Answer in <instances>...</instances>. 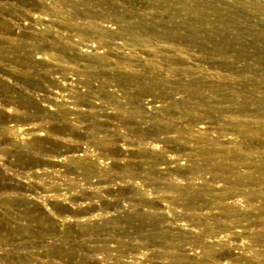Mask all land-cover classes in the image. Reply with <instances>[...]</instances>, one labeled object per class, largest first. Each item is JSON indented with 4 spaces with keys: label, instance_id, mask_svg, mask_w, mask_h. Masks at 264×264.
I'll list each match as a JSON object with an SVG mask.
<instances>
[{
    "label": "rangeland",
    "instance_id": "374dc122",
    "mask_svg": "<svg viewBox=\"0 0 264 264\" xmlns=\"http://www.w3.org/2000/svg\"><path fill=\"white\" fill-rule=\"evenodd\" d=\"M74 1H76L77 4L79 3V5H77L75 8H77L80 11H84L86 15L98 14L107 17L109 15L112 16V14H117L118 16H124V17L134 16L133 19L141 18L144 20V22L147 25L154 24L155 26H160V28H158L157 30H153L155 32L157 31L161 32L163 27L171 26L174 23H180L181 27H185L186 24L184 23H190L192 18H194V16L190 15L192 11H196L197 13H200L204 18V21L198 24H195V21L192 22L193 26L197 30V34L200 35L197 40L198 43H200L199 44L200 48L195 47V45L185 46L181 44L178 45L177 47L182 48L183 50H187V51L189 50V52L193 54V59L197 60V62L203 61L202 64L207 66L210 72L217 71L225 76L224 79L217 77L215 78L212 75L206 76L203 81L220 85L222 89V93L208 94L204 92L201 95V97H204L203 98L204 100L208 99V101L212 105H214L215 108L218 107L222 108L228 104H233L235 108L234 115L236 114L239 117L238 119L240 120H238L237 122L234 121L233 119L229 123H227L226 126L227 127L226 132L228 133L227 136L218 137L217 133H220L222 131L221 127L217 123L219 118L218 115L220 116L222 114L220 112L222 111L221 108H219L218 110L214 108L216 112L214 111L212 114L207 115L206 112L204 111L206 109V106L203 105V103L197 97V95L193 96L188 92L187 93L182 92L172 97L165 95L163 93V90L160 89V90H156L154 93H152V95L142 96L141 94L137 93L138 90L135 89L134 87H129L130 90L123 88L122 84L125 83V81L124 82H121L123 80L116 81L114 78L106 77L107 75L104 76V74H99L98 73L99 70H92L91 72L87 71L88 73L84 70H81L82 72L79 71L80 69L78 70L70 59L72 57V54L70 52L69 53L67 52L66 53L67 55L64 53L59 54L60 53L59 48H57L56 50L54 48H46V50L48 49L49 51V53L48 51H46L47 53L46 57H49L50 59L45 58L46 59L45 61L41 59L36 61L33 58H32L33 60L31 59L33 61L32 62L33 64L38 63V61L41 62L43 61L42 63H45V66L42 68H38L41 67L38 66L37 68L33 67L27 70V68L25 67H21L16 65L15 63L6 62L5 60L0 59V69L2 68L0 71L1 73L0 78L1 80L3 79V81H6L7 85H10L12 87L10 91L5 92L4 94H0V99H1L0 121H2L0 122L1 123L0 124V264H183V263L199 264V262L200 264H210V263L211 264L214 263L215 264L217 263L218 264H222V263L223 264H229V263L230 264H264V182L256 183L254 185L248 184L249 183L248 178L253 177V179H257L256 180L257 182H259L261 178H264V0H74ZM0 2H5V1H0ZM66 3H67L66 6H63L60 3H55L56 5L54 6L52 5L50 7L51 8L56 7L58 9L60 7V10L64 11V9L65 10L67 9L65 7H68V1ZM83 3H86L87 7L83 5ZM69 8L70 7H68V9ZM85 11H90V12H85ZM70 12L72 13L71 15L73 16L74 14L73 9L70 8ZM93 20L94 21L96 20L98 23L100 21V19H96V18H92V21ZM103 26L110 27L108 29H105V30L110 29L109 32H112V29L115 28L114 25L110 26V24L107 25L106 23L105 25L103 24ZM94 30L97 31V29ZM181 32L183 33L184 31L181 30ZM187 33L189 34V32L186 33L184 32L185 35H187ZM6 36L8 37L10 35L6 34L5 37ZM145 36L146 35H142L143 38H145ZM105 50H106L105 48H102V50L96 49V50H92V52L91 51L85 53L82 52L81 56L99 57L101 53H102L101 55H103ZM147 51H151L152 53H155L153 52L154 50L151 47H148ZM162 51L166 52L165 50ZM68 55H70L71 57ZM167 55L164 54L159 58L165 59ZM51 56L54 57V59ZM64 56L66 57V59ZM146 56H147L146 54L143 55L144 58ZM18 57L19 56L16 55L17 60L21 59L22 61L26 62V60L22 55L19 58ZM56 57L57 58L59 57L58 58L59 60L57 59L58 61L56 60ZM152 58H154V56L151 55H148L145 58V60L148 61L147 63H149V66L147 64V67L153 65ZM61 59L65 60V61L63 60L64 63L62 62ZM49 60H51L50 62L51 64L49 63ZM7 65L10 66L11 68L10 67L7 68L8 67ZM57 65H59L60 67L67 65L65 67L71 69L75 68V70L78 73L77 75H79L78 76L79 78L70 75L71 79L72 78L76 79L75 82L79 83L78 86L75 87V89L76 88L77 89L73 91L75 96L76 95L78 96L75 97L74 94L72 93L71 94L72 96H70L71 99L69 98L70 101L60 102L66 105H69V103L71 102L69 106H72L71 108L72 112L69 111V113H67L66 117H68V119L66 118V120H63L64 122L61 119H57L56 116L53 117V115L55 114L58 115L60 114L59 110L57 111L54 108L47 106V103L46 106L44 105L45 107L39 108L42 109L43 111L45 110L44 112L39 109H37L38 110L37 111L36 108L35 109L31 107L19 108V106H17L18 103H23V102L27 103V101L32 102L33 98L35 99V100L33 99L34 101L37 100V103H42L43 102L41 100L42 97H40L39 95L46 94L49 95L50 97H53V95L44 92L46 89L49 88L50 90L51 88L45 81L46 72L43 69H45L46 67V69L50 70L51 68L54 67L56 68ZM157 65L159 67L161 66L158 70H156L157 72L149 74L146 78H143L142 81L144 80L147 82L150 81L156 83H159L161 81L163 82L164 85L166 84L168 86L170 85L177 86L180 83H181L180 85H188L187 82L191 80L188 77L185 78L178 74H167L166 70H164L165 66H162L161 64H157ZM4 67L6 70L4 69ZM7 69H9L8 71L11 70V72H13L14 70L13 73L16 74L13 75L5 74L8 73ZM93 71H95V73ZM39 72L41 73V75ZM129 72L138 73L137 75L143 74L140 71H129ZM157 73H159L160 75H157ZM2 75L5 76L3 77ZM25 75L27 77H25ZM29 77L33 79L27 80V78ZM161 77L164 78V79L162 78L164 81L161 79ZM16 78H18V80ZM39 79L40 80L42 79L43 81H40ZM98 80L100 81V83H98ZM118 84H121L119 88L116 87V85ZM36 85L39 88V90H37L38 88L35 87ZM84 88L86 89V91H83L85 90ZM113 88L114 90H112ZM102 89L104 90V93H102L103 92ZM38 91L39 94H37ZM161 91L162 93L160 94ZM17 93L19 94L18 96L16 95ZM22 93H24L23 96ZM30 94L32 97L30 96ZM35 94H37L38 97ZM92 94L94 97L95 96L97 97L94 98ZM84 95L86 96L84 97ZM105 95H110V96H106L108 100L105 97ZM116 95L119 98L115 97ZM21 96L23 97V99L26 97L25 101L22 100ZM112 96H114V98H112ZM152 96L158 97V100H161L160 101L161 103L157 102V104L155 103V105L152 104L151 101L154 98ZM194 97H197L199 101L197 98ZM8 98H10V100ZM105 98H106V102L105 100H103ZM82 99L83 100L85 99L84 104H83L84 101H82ZM121 99L125 102H123ZM15 100H17V102ZM86 100L87 101L90 100L89 102L93 104L91 105ZM114 100L117 102H115ZM147 100L149 101L147 102ZM170 100H172V102L174 100V102L171 103ZM1 102H3L4 104ZM72 102H74L75 104ZM114 103L117 105H113ZM123 103L125 104L123 105ZM146 104L148 106H146ZM200 104H202L203 106ZM10 105L12 106L10 107ZM13 105L16 106L17 108L14 107L13 109L12 108ZM100 105L102 106L100 107ZM158 105L159 106L161 105L160 108ZM199 105L201 106V108ZM4 106L5 108H3ZM92 106L93 107L97 106V107L93 108ZM46 107H48V109ZM9 108H11L12 110L10 109L9 111ZM18 108L19 110H17ZM102 108L103 109L106 108V109L102 110ZM155 108L157 109V111ZM110 109L113 110V111L111 110L113 113L109 111ZM143 109L146 110L144 111ZM32 110L34 112L36 111V113L32 112ZM88 110L90 113H87ZM21 112L25 113L24 115L27 114L28 115L27 116L23 115L24 116L23 117L22 114H20ZM30 112L33 113V116ZM37 112L41 117L39 115H38L39 117L37 116ZM157 112L159 114H157ZM79 113H82V115L84 114L83 117L82 115L80 116ZM135 113L136 116L137 114L139 115L137 118H133V115ZM34 114H36V117ZM42 115L44 117L47 116L46 117L47 119H45ZM48 115L51 116L52 119H50ZM155 116L156 117L158 116L157 117L158 120L155 119ZM20 117L21 119H19ZM93 117L95 118L92 120ZM195 117H197L198 120ZM34 118L36 121L34 120ZM194 118L195 120H193ZM6 119L9 120L11 124L9 122H6ZM137 120H139V122ZM160 120H162L163 122ZM164 120L167 124H164L165 123ZM149 121L152 122V124ZM232 121L234 122L232 123ZM56 122L57 124H55ZM136 122L138 123L136 124ZM141 122L143 123V127ZM21 123H24L26 125ZM53 123L55 126L52 125ZM61 123L64 125H62ZM94 123H97L96 128L95 127L92 128L93 126H95ZM160 123L164 125H169V124L170 125L169 127L167 126L168 129H166V132H163L165 134L162 133L163 135V136L161 135L162 137L161 136L157 137L158 135L152 136V134L155 133L154 131L156 129H159V127L162 125ZM220 123L223 122L219 121V124ZM139 124L141 127L139 126ZM108 125H111V127ZM133 125L136 127H134ZM144 125L145 126L147 125L146 126L147 129H145ZM201 127L202 129H200ZM9 128H11L12 130ZM31 128L34 130V132ZM49 128L51 131L49 130ZM136 128L138 131L136 130ZM216 128H218V131ZM16 129L17 131L18 130L19 131L15 132ZM27 129L32 132L28 131ZM35 129L38 132H36ZM64 129L66 132L64 131ZM178 129L181 132H179ZM53 130L56 131L53 132ZM189 130H191L192 133H189L191 132ZM11 131L14 132V134ZM184 131L186 132L184 133ZM20 132L22 133L24 132L25 134L23 133L22 135V133L20 134ZM41 132L42 134L44 133L45 135L44 134L38 135V133ZM107 132H109V134L111 135H109ZM167 132L168 133L171 132V134L174 136H171L170 134L168 135ZM199 132L201 135L198 134ZM30 133L31 135H29ZM50 133L51 134L53 133L52 134L53 136ZM126 133L128 134V136ZM209 133H211L210 138L208 136ZM212 133L214 134V136H212ZM57 134L61 136H58ZM94 134L95 135L97 134V136H94ZM184 134L185 135L187 134L186 137H184ZM131 135L135 137L133 138L131 137ZM175 135L178 137V139ZM205 135L208 138H205ZM56 136H58L57 139ZM181 136L184 139L181 138ZM70 137L73 138L71 139ZM125 137H127V139ZM129 137L130 139L128 140ZM153 137L155 138L153 139ZM166 138L167 139L169 138V140H167ZM199 138L202 140H200ZM219 138L221 140V143ZM53 139L55 142L57 141V143L58 142L59 143L57 144L54 141H50ZM64 139L66 140L64 141ZM180 139H182L183 142ZM107 140L108 143L106 142ZM146 140L151 142L149 143ZM155 140H157V142ZM165 140H167L166 141L167 143H165ZM74 141L76 145L74 144ZM208 141L209 143H207ZM50 142H53V144ZM145 142L147 143L146 145ZM69 143H71L72 145ZM86 143L88 148L90 147L89 149L85 145ZM174 143L176 144L173 146ZM184 143H186L185 146ZM187 144L188 146H186ZM202 144L203 145L205 144L204 147L202 146ZM68 146L69 148H66ZM96 147L97 150L95 151ZM199 147H201L200 148L201 150L203 149L202 151H204V153H202ZM213 147L217 149L215 150L213 149ZM222 147H224L225 150L227 149L229 153L230 151L233 152L234 150L235 154L232 155L229 154L228 151L223 150L224 148ZM220 148L222 149V151H220L221 150ZM142 149H144L145 151H142ZM208 150L209 151L215 150L219 155L225 153L224 154L225 156L222 155L225 158L219 156L217 158V161L216 159L209 160V158H206L207 152H209ZM104 151L107 152L104 153ZM151 151L153 152L151 153ZM176 151L183 158L182 160H180L181 162L178 161L179 159H181V156H179V154H176ZM168 152H169V156L171 155L170 157L171 159H176L175 161L177 162L175 163H177V168L181 169L180 171L184 170L181 173L180 172L173 173L172 170L173 167L169 169L171 175L173 177L176 176L177 179L176 177L172 179V176H170V172L168 171V169H165L164 164L157 165L156 163L158 168L156 166L154 167L151 166L152 160H154L153 154L156 155L158 153L159 155L162 156L166 154L165 156H168ZM195 154L197 155V157ZM141 155H143V157ZM147 157L149 158V160L147 159ZM185 157L186 158L188 157L187 158L188 160ZM201 157L203 158L200 160ZM75 159H77V161H74ZM218 159L219 160L222 159V160L218 162L219 161ZM237 159L238 160L242 159L241 161L244 163L243 164L244 166L240 167L239 169L241 172L240 171L238 172L236 170L234 171V173H230L221 168V166H227L228 164L231 165V163L233 164L237 162L238 161ZM196 162L200 166V169L202 168V166L203 168L201 170L196 169L192 171L190 168ZM63 163L65 164V166ZM145 163L146 165H144ZM217 163L218 164L222 163L220 168L219 167L215 168L213 166V165H218ZM66 164L68 165L70 164V167L67 166ZM73 164L75 165L79 164V165L77 167ZM87 164L90 166H88ZM182 164L185 165L182 166ZM74 166L76 167L75 171H74L75 169ZM145 166L146 167L150 166L148 168L149 170L145 169L146 168ZM156 168L159 170H157ZM142 169L143 170L145 169L146 171L145 170L143 171ZM162 169L165 172H162ZM206 170L207 173L205 172ZM198 171L199 172L202 171V174L201 172L198 173ZM159 172L160 173L162 172V174H160ZM184 173L187 174L189 177L187 175L185 177ZM203 173L206 174L204 175ZM182 174L183 176H181ZM196 174L197 175L200 174V176L198 175L197 177ZM247 175H249V177H247ZM154 176H156L155 179ZM235 176L236 179L237 178L242 179V184L238 185L234 182L236 181ZM108 177L111 178L109 179ZM211 179L215 181H212ZM244 179H246L247 181ZM162 180L165 183H163ZM152 181L153 183L155 182L156 183L153 184ZM125 182L128 184L125 185L126 184ZM160 182L161 184L159 185ZM166 182H167V186L165 185ZM173 182L174 185L172 184ZM232 182L233 184L236 185H233ZM139 183H141L142 185L141 184L139 185ZM185 183H186V187H185ZM129 184L130 186L126 187ZM145 184L147 185L145 186ZM169 184L171 188L172 187L174 188V186L176 187L178 185L176 187L178 188V190L176 188H174L175 190L171 189ZM132 186L135 188L133 189ZM139 186L143 187V189L140 188ZM156 186L157 188H154ZM160 187L165 189H161ZM183 190L184 191L186 190V192H184ZM179 191H181L182 193ZM219 192L222 193L220 194ZM196 195L202 197L203 199ZM224 197L227 198L228 201L224 199ZM222 198L224 199V201H221ZM216 199L219 200L220 205H218ZM194 200L197 204L194 202ZM189 201H192L193 204L192 210H190L187 207ZM226 203L228 207L225 205ZM184 205L186 206L184 207ZM215 205L216 207L217 206L221 207L222 205L223 206L221 207L222 208L221 209L219 207L216 208ZM225 206L227 208H225ZM233 207L237 209H234ZM198 208L199 210L201 209L202 210L198 212ZM93 209L95 210L93 213L89 215L86 214L87 212ZM228 209L231 212L229 213L228 211L229 214L226 213L227 212L226 210ZM222 210L225 211L222 212ZM236 210L239 211V214L238 211ZM78 213H81L82 216L76 217L75 215ZM199 213L200 215L198 216ZM184 214L185 216H183ZM230 215L233 217V219ZM234 215L237 216L236 217L237 220L235 219ZM166 217L167 220H165ZM228 218H230L232 221ZM224 219L226 220V222ZM240 219L242 220L240 221ZM204 221L209 227H212L211 230L213 229L212 230L213 235L214 233L215 235L218 234L216 233L218 227L222 228L224 222L226 224L229 222L227 228L228 230H226L225 232L222 231L220 235L218 234L219 235L218 237L222 236V240L218 239L217 237L213 238L211 237V235L207 234V232H204L205 230L204 225H206ZM209 223L210 224L212 223L211 226ZM167 229L170 230V232L171 231L172 232L169 233V236L167 234L166 235L164 234L165 236H163L162 230H167ZM242 229L245 231L244 233ZM196 230L197 231L200 230V231L197 232ZM240 230H242V232ZM202 231L205 234H203ZM229 231L236 232V234H234L236 237L235 236L231 237ZM224 235L226 238L224 237ZM237 235H239V237ZM183 237L184 239H182ZM199 237H203L202 240ZM223 237L225 238V240ZM176 239H179L178 240L179 246L171 247L170 245L173 243L174 240H175L174 244H177ZM185 239H187V241ZM193 239L194 241H196V243L193 241ZM197 239L199 241H202L203 243L199 242ZM181 240L186 242L184 243ZM237 240H241V241H237ZM188 241H190V243L192 242L190 244L191 247L189 246ZM207 241L210 242V244L206 243ZM214 242H216V244ZM217 242L220 243V247ZM213 243L215 246L217 245V247L219 248L213 246ZM197 244H198V248L195 247L197 246ZM225 245L228 247H226ZM235 245L237 247L239 246L240 250L242 251H240L239 249H234L236 248ZM180 246H182V248ZM200 247H203V249ZM179 248L182 250L184 248L186 250H184L183 252ZM213 248H215V250ZM223 249L225 252L227 251L230 253H228L225 259H222L224 262L222 260L217 261L216 256L219 255L218 253L221 252ZM181 251L183 254L180 253ZM241 253H243V255ZM209 255L212 256V259ZM176 256L177 257L179 256L180 259L179 258L176 259ZM235 256L239 257V259H236L237 257ZM184 257L185 259H183ZM213 257L216 258L213 259ZM178 259L179 261L175 263V260L177 261Z\"/></svg>",
    "mask_w": 264,
    "mask_h": 264
},
{
    "label": "bare ground",
    "instance_id": "6f19581e",
    "mask_svg": "<svg viewBox=\"0 0 264 264\" xmlns=\"http://www.w3.org/2000/svg\"><path fill=\"white\" fill-rule=\"evenodd\" d=\"M0 1H5V2H0V59H2V60H5L6 62H12V63H15L16 65H18V66H21V67H25V68H27V70L28 69H31V68H33V67H38V66H41V67H38V68H42V67H44L45 66V63H42L41 61H38V63H32L33 61V59L36 61V60H46L47 58H49V57H46L47 56V53H46V51H48V49L46 50V48H54L55 50L57 49V48H59L60 49V53L59 54H61V53H64V54H66L67 52L69 53H71L72 54V57L70 56V55H68V56H70L71 58V61L73 62V64L76 66V68L79 70V71H81V70H84V71H92V70H99V74H104V76L105 75H107L106 77H110V78H114L116 81H121V80H123V81H121V82H124L125 81V83H123L122 84V86H123V88H126V89H129V87H134L135 89H137L138 91H137V93L138 94H141L142 96H149V95H152V93H154L156 90H160V89H162L163 90V93L165 94V95H167V96H174V95H177V94H179V93H190V94H192L193 96H196L197 95V97L201 100V102L203 103V105H205L206 106V109L204 110L205 112H206V114L208 115H210V114H212L214 111H215V109L216 110H218L219 108H221V107H218V108H215V106L214 105H212L209 101H208V99H203L204 97H201V95L205 92V93H208V94H220V93H222V89H221V86L220 85H216V84H213V83H208V82H205V81H203L204 80V78L206 77V76H209V75H212L213 77H217V78H222V79H224L225 78V76L224 75H222V74H220L219 72H217V71H214V72H210L209 71V68L207 67V66H205L204 64H202V62L203 61H200V62H197V60H195V59H193V54H191L190 52H189V50L187 51V50H183L182 48H179V47H177L178 45H195V47H198V48H200V46H199V44L200 43H198V38H199V36L200 35H198L197 34V30L195 29V27L193 26V24H192V22L193 21H195V24H198V23H202L203 21H204V18L202 17V15L200 14V13H197L196 11H192L191 13H190V15L191 16H194V18H192V20H191V22L190 23H184V24H186L185 25V27H181V24L180 23H174V24H172L171 26H165V27H163L162 28V30H161V32L159 31H157V32H155V31H153V30H157L158 28H160V26H155L154 24H152V25H147L145 22H144V20L143 19H133V17L134 16H128V17H124V16H118L117 14H112V16L111 15H109V16H103V15H98V14H95V15H86V13H84V11H80V10H78L77 8H75L77 5H79V3L77 4L76 3V1H74V0H0ZM8 1V2H7ZM10 1V2H9ZM68 1V7H70L71 9H73V12H74V14H73V16L71 15L72 13L70 12V8L68 9V7H65V8H67L66 10L64 9V11H62V10H60V7H59V9L58 8H56V7H54V8H51L50 6H54V5H56L55 3H60V4H62L63 6H66L67 5V2ZM82 5V4H81ZM83 5H85L86 7H87V5H86V3H83ZM58 6H60V5H58ZM87 9V8H86ZM85 12H90V11H85ZM93 12V11H92ZM90 14V13H89ZM111 16V17H110ZM206 16V15H205ZM92 18H96V19H100V21H99V23L96 21H92ZM105 23L108 25V24H110V26H113L114 25V27L115 28H113L112 29V32H109V30H105V29H108V28H110V27H108V26H103V24L105 25ZM200 25V24H199ZM94 29H97V31L96 30H94ZM181 30H183L185 33L186 32H189V34L187 33V35H185L184 34V32L182 33L181 32ZM6 34H9L10 36H6L5 37V35ZM142 35H146L145 36V38H143L142 37ZM148 47H151V48H153V52H155V53H152L151 51H147L148 50ZM102 48H105L106 50L104 51V53H103V55H101L100 54V56L99 57H96V56H94V57H91V56H81V53L82 52H92V50H99V49H101L102 50ZM51 50V49H50ZM162 50H165L167 53H168V55H167V53L166 52H163ZM149 52V53H148ZM48 53H49V51H48ZM50 53H52V52H50ZM94 53H96V52H94ZM24 57V59L26 60V62L25 61H22L21 59H19V60H17L16 59V55H18L19 57L21 56V55ZM144 54H146L147 56L148 55H151V56H154V58H152V60H153V65H151L150 67H147V64H148V66H149V63H147L148 61L147 60H145V58L147 57H143V55ZM164 54H166L167 56L165 57V59L164 58H159V57H161V56H163ZM55 55H57V54H55ZM67 55V54H66ZM83 55V54H82ZM88 55V54H87ZM92 55V54H91ZM53 56V55H52ZM51 56V57H52ZM183 56V57H182ZM18 57V58H19ZM65 57V56H64ZM33 58V59H32ZM46 58V59H45ZM53 59H54V57H52ZM51 58V59H52ZM59 58V57H58ZM57 57H56V60L58 59ZM61 58V57H60ZM157 58H159V59H157ZM168 58H170V59H168ZM32 59V60H31ZM50 59V58H49ZM65 59H66V57H65ZM59 60V59H58ZM57 60V61H58ZM62 60V59H61ZM64 60V59H63ZM63 60H62V62H63ZM68 60V59H67ZM57 61H56V64H57ZM65 61V60H64ZM70 61V60H69ZM163 61V62H162ZM3 62V61H2ZM51 62V60H49V63ZM53 62V61H52ZM150 62V61H149ZM4 63V62H3ZM64 63V62H63ZM65 63H67V62H65ZM69 63V62H68ZM6 64V63H5ZM4 64V65H5ZM47 64H48V62H47ZM51 64V63H50ZM70 64V63H69ZM72 64V63H71ZM157 64H161L162 66H165V69L164 70H166V73L167 74H178V75H180V76H182V77H185V78H190L191 80L190 81H188L187 82V84L188 85H180V84H178L177 86H168V85H164L163 84V82H159V83H156V82H147V81H142V79L143 78H146L149 74H151V73H155V72H157L156 70H158L160 67L157 65ZM15 65V66H16ZM55 65V64H54ZM60 65V64H59ZM59 65H57V67L55 68L54 66V68H51L50 70H48V69H46V67H45V69H43L46 73V77H45V81L47 82V84L50 86V90H49V88L48 89H44L45 91L44 92H46V93H49L50 95H53V97H50L49 95H46V94H44V95H39L40 97H42V101L44 102H42V103H37V100L36 101H34L32 98V102H28L27 101V103H25V102H23V103H16L17 104V106H19V108L21 107V108H28V107H31V108H36V110L37 109H39V108H41V107H45L46 106V103H47V106H50V107H52V108H54L55 110H59V115L58 114H55V115H53V117L54 116H56L57 117V119H61L62 121L63 120H66V118L68 119V117H66V115H67V113H69V111H71V108H72V106H69L70 105V103H69V105H66V104H63V103H60V102H68V101H70L69 100V98H70V96H72L71 94L73 93V91H75L76 89H75V87H77L78 86V82H75V80L76 79H71V76H76V77H78L79 75H77L78 73H77V71L75 70V68L74 69H71V68H68V67H65V66H67V65H65V66H62V67H60ZM73 65V66H74ZM6 66V65H5ZM8 66V65H7ZM17 66V67H18ZM74 66V67H75ZM10 66H8L7 68H9ZM13 67V66H12ZM72 67V66H71ZM11 68V67H10ZM2 69V68H1ZM1 69H0V71H1ZM4 69H5V67H4ZM13 69V68H12ZM20 69V68H19ZM6 70V69H5ZM9 69H7V71H8ZM24 70H26V69H24ZM33 70V69H32ZM39 70V69H38ZM4 71V70H3ZM34 71V70H33ZM32 71V72H33ZM129 71H140V72H142L143 74H141V75H137L138 73H132V72H129ZM160 71H161V69H160ZM5 72V71H4ZM3 72V73H4ZM13 72H14V70H13ZM13 72H11V70L10 71H8V73H5V74H10V75H13V74H16V73H13ZM31 72V73H32ZM82 72V71H81ZM94 73H95V71H93ZM140 72H139V74H140ZM2 73V74H3ZM26 73V72H25ZM40 73V72H39ZM88 73V72H87ZM98 73H97V75H98ZM160 73V72H159ZM159 73H157V75H160ZM1 74V73H0ZM22 74V73H21ZM23 74H24V72H23ZM44 74V75H45ZM19 75V74H18ZM28 75H29V73H28ZM39 75V74H38ZM40 75H41V73H40ZM71 75V76H70ZM83 75V74H82ZM90 75V74H89ZM156 75V74H155ZM3 76V75H2ZM5 76V75H4ZM3 76V77H4ZM15 76V75H14ZM20 76V75H19ZM18 76V77H19ZM24 76V75H23ZM33 76V75H32ZM92 76H93V74H92ZM163 76V75H162ZM10 77V76H9ZM25 77H27L26 75H25ZM40 77V76H39ZM82 77V76H81ZM89 77V76H88ZM153 77V76H152ZM212 77V78H213ZM35 78V77H34ZM37 78V77H36ZM79 78V77H78ZM93 78V77H92ZM159 78V77H158ZM163 77H161V79H162ZM17 80H18V78H16ZM24 79V78H23ZM28 79H31L30 77L29 78H27V80ZM33 79V78H32ZM31 79V80H32ZM38 79V78H37ZM43 79V78H42ZM40 80V81H43V80ZM97 79H99V78H97ZM150 79V78H149ZM164 79V78H163ZM162 79V80H163ZM166 79V78H165ZM70 80V81H69ZM78 80V79H77ZM101 80H103V79H101ZM146 80V79H145ZM8 81V80H7ZM97 81V80H96ZM114 81V80H113ZM157 81V80H156ZM159 81V80H158ZM164 81V80H163ZM6 81H3V79L1 80V78H0V94H4L5 92H8V91H10L11 90V86L10 85H7V82L5 83ZM91 82V81H90ZM37 83V82H36ZM44 83V82H43ZM81 83H83V82H81ZM98 83H100V81L98 80ZM118 83V82H117ZM116 83V84H117ZM120 83V82H119ZM166 83V82H165ZM39 84V83H38ZM97 84V83H96ZM221 84V83H220ZM30 85V84H29ZM84 85V84H83ZM86 85H88V84H86ZM91 85V84H90ZM163 85V86H162ZM39 86V85H38ZM40 86H42V85H40ZM73 86H74V88H73ZM80 86V85H79ZM94 86V85H93ZM114 86V85H113ZM121 86V84H118V85H116V87L117 88H119ZM27 87V86H26ZM36 88H38L37 87V85L35 86ZM34 87V88H35ZM47 87V86H46ZM100 87V86H99ZM102 87V86H101ZM35 88V89H36ZM44 88V87H43ZM95 88V87H94ZM17 89V88H16ZM25 89V88H24ZM85 89V88H84ZM121 89V88H120ZM20 90V89H19ZM37 90H39V88L37 89ZM36 90V91H37ZM96 90V89H95ZM99 90V89H98ZM101 90V89H100ZM103 90V89H102ZM112 90H114V88L112 89ZM116 90V89H115ZM130 90V89H129ZM41 91V90H40ZM83 91H86V89L85 90H83ZM13 92H15V91H13ZM91 92V91H90ZM111 92V91H110ZM120 92H121V90H120ZM125 92V91H124ZM127 92V91H126ZM135 92H136V90H135ZM36 93V92H35ZM41 93V92H40ZM76 93V92H75ZM87 93V92H86ZM85 93V94H86ZM98 93H99V91H98ZM101 93V92H100ZM102 93H104V90H103V92ZM115 93V92H114ZM117 93V92H116ZM162 93V91L160 92V94ZM12 94H14V93H12ZM19 94H20V92H19ZM18 93L16 94L17 96L19 95ZM23 94L24 93H22V96H23ZM37 94H39V91H38V93ZM37 94H35L36 96H37ZM42 94V93H41ZM74 94V93H73ZM80 94H81V92H80ZM96 94V93H95ZM111 94V93H110ZM7 95H9V94H7ZM11 95V94H10ZM15 95V96H16ZM26 95V94H25ZM90 95H91V93H90ZM100 95V94H99ZM112 95V94H111ZM140 95V96H141ZM163 95V94H162ZM15 96H12V97H15ZM21 96V97H22ZM30 96H31V94H30ZM74 96H75V94H74ZM76 96H78V95H76ZM75 96V97H76ZM86 95H84V97H85ZM92 96H93V94H92ZM106 96H110V95H105V97ZM164 96V95H163ZM224 96V95H223ZM32 97V96H31ZM35 97V96H34ZM38 97V96H37ZM94 97V96H93ZM95 97H97V96H95ZM94 97V98H95ZM115 97H117V95L115 96ZM152 97H154L153 98V100L151 101L152 102V104H154L155 105V103L157 104V102H160L161 100H158V97H155V96H152ZM197 97H194V98H197ZM4 98V97H3ZM26 98V97H25ZM25 98L23 99V97H22V100H24L25 101ZM29 98V97H28ZM36 98V97H35ZM66 98V99H65ZM83 98V97H82ZM88 98H89V96H88ZM107 98V97H106ZM106 98L105 99H103V100H105V102H106ZM112 98H114V96H112ZM117 98H119V97H117ZM197 98V99H198ZM9 100H10V98H8ZM71 99V98H70ZM73 99V98H72ZM97 99V98H96ZM100 99V98H99ZM169 99H170V97H169ZM199 99H198V101H199ZM233 99V98H232ZM1 100V99H0ZM6 100V99H5ZM13 100V99H12ZM19 100V99H18ZM27 100V99H26ZM74 100V99H73ZM72 100V101H73ZM85 100V99H84ZM83 99H82V101H84ZM101 100V99H100ZM102 100V101H103ZM107 100H108V98H107ZM111 100V99H110ZM109 100V101H110ZM113 100V99H112ZM122 100V99H121ZM175 100V99H174ZM174 100H173V102H174ZM3 101V100H2ZM16 102H17V100H15ZM39 101V100H38ZM80 101V100H79ZM87 101V100H86ZM90 101V100H89ZM89 101H87V102H89ZM115 101V100H114ZM119 101V100H118ZM123 101V100H122ZM149 100H147V102H148ZM183 101V100H182ZM5 102V101H4ZM8 102V101H7ZM19 102H21V101H19ZM40 102V101H39ZM99 102V101H98ZM112 102V101H111ZM115 102H117V101H115ZM123 102H125V101H123ZM150 102V103H151ZM170 102L171 103H173L172 102V100H170ZM1 103H3V102H1ZM72 103H74V102H72ZM85 103V101L83 102V104ZM90 103V102H89ZM89 103H88V106H89ZM96 103V102H95ZM113 103V102H112ZM119 103H121V102H119ZM161 103V102H160ZM231 103V102H230ZM4 104V103H3ZM11 104V103H10ZM13 104H14V102H13ZM75 104V103H74ZM73 104V105H74ZM77 104V103H76ZM87 104V103H86ZM91 104V103H90ZM93 104V103H92ZM91 104V105H92ZM111 104V103H110ZM109 104V105H110ZM125 103H123V105H124ZM128 104V103H127ZM149 104V103H148ZM178 104H179V102H178ZM182 104V103H181ZM199 104V103H198ZM45 105V106H44ZM90 105V106H91ZM97 105H99V104H97ZM102 105H104V104H102ZM102 105H100V107L102 106ZM106 105V104H105ZM113 105H117V104H113ZM120 105V104H119ZM122 105V104H121ZM153 105V106H154ZM197 105V104H196ZM200 105H202V104H200ZM199 105V106H200ZM202 105V106H203ZM12 105H10V107H11ZM75 106V105H74ZM87 106V107H88ZM108 106V105H107ZM112 106V105H111ZM146 106H148L147 104H146ZM159 106V105H158ZM157 106V107H158ZM161 106V105H160ZM160 106H159V108H160ZM198 106V105H197ZM14 107H16V106H14L13 105V109H14ZM49 107V108H50ZM76 107V106H75ZM93 107V106H92ZM91 107V108H92ZM95 107H97V106H95ZM95 107H93V108H95ZM100 107H99V109H100ZM104 107V106H103ZM124 107V106H123ZM164 107V106H163ZM3 108H5V106L3 107ZM17 108V107H16ZM15 108V109H16ZM19 108L17 109V110H19ZM30 108V109H31ZM47 109H48V107H46ZM200 108H201V106H200ZM215 108V109H214ZM1 109H2V107H1ZM10 109L11 108H9V111H10ZM44 109V108H43ZM47 109H46V112H47ZM54 109H53V112H54ZM89 109V108H88ZM106 109V108H105ZM105 109H103L102 108V110H105ZM126 109V108H125ZM148 109H150V108H148ZM156 109V108H155ZM198 109V108H197ZM12 110V109H11ZM39 110H41V111H43L42 109H39ZM51 110V109H50ZM73 110H75V109H73ZM112 109H110L109 111H111ZM144 110V109H143ZM146 110V109H145ZM144 110V111H145ZM161 110V109H160ZM200 110V109H199ZM221 110L222 111H220L222 114L219 116L218 115V122H217V120H216V122L218 123V125L221 127V132L220 133H217V135H218V137H221V136H227V132H226V126H227V123H229L231 120H233L234 119V121H237L238 122V120H240V119H238L239 117L235 114L234 115V111H235V108H234V105L233 104H228V105H226V106H224V107H222L221 108ZM15 111V110H14ZM23 111H24V109H23ZM22 111V112H23ZM26 111V110H25ZM38 111V110H37ZM45 111V110H44ZM43 111V112H44ZM66 111V112H65ZM79 111V110H78ZM85 111H87V110H85ZM97 111V110H96ZM100 111V110H99ZM113 111V110H112ZM111 111V112H112ZM150 111V110H149ZM156 111H157V109H156ZM20 113V114H22V116L25 114V113ZM32 112H34L33 110H32ZM40 112V111H39ZM72 112V111H71ZM84 112V111H83ZM108 112V111H107ZM115 112V111H114ZM204 112V113H205ZM216 112V111H215ZM11 113V112H10ZM16 113V112H15ZM14 113V114H15ZM18 113V112H17ZM29 113V112H28ZM31 113V112H30ZM34 113H36V111L34 112ZM49 113V112H48ZM48 113H46V114H48ZM76 113V112H75ZM74 113V114H75ZM87 113H90L89 112V110H88V112ZM94 113V112H93ZM98 113H100V112H98ZM113 113V112H112ZM153 113V112H152ZM155 113V112H154ZM191 113V112H190ZM237 113V112H236ZM12 114H13V112H12ZM32 114V116H33V113H31ZM77 114V113H76ZM80 114V116L82 115V113H79ZM96 114V113H95ZM102 114V113H101ZM103 114H104V112H103ZM106 114V113H105ZM118 114V113H117ZM150 114V113H149ZM157 114H159L158 112H157ZM193 114V113H192ZM18 115V114H17ZM28 115V114H27ZM27 115H24V116H27ZM30 115V114H29ZM35 115V117H36V114H34ZM39 114H38V112H37V116H38ZM51 115V114H50ZM69 115V114H68ZM84 115V114H83ZM83 115H82V117H83ZM87 115V114H86ZM147 115H148V113H147ZM191 115V114H190ZM14 116V115H13ZM23 116V117H24ZM31 116V115H30ZM40 116V115H39ZM38 116V117H39ZM43 116V115H42ZM49 116V115H48ZM71 116V115H70ZM91 116V115H90ZM112 116V115H111ZM116 116V115H115ZM128 116V115H127ZM132 116V115H131ZM139 115L137 114V116H136V113L133 115V118H137ZM142 116H143V114H142ZM161 116V115H160ZM29 117V116H28ZM41 117V116H40ZM44 117V116H43ZM47 117V116H46ZM46 117H44L45 119H47ZM50 117V119H52L51 118V116H49ZM55 117V118H56ZM97 117V116H96ZM158 117V116H157ZM157 117L155 116V119H157ZM163 117V116H162ZM161 117V118H162ZM9 118H10V116H9ZM27 118V117H26ZM30 118V117H29ZM54 118V119H55ZM89 118V117H88ZM87 118V119H88ZM95 117H93L92 118V120L94 119ZM112 118V117H111ZM115 118V117H114ZM146 118V117H145ZM164 118V117H163ZM162 118V119H163ZM196 119H197V117H195ZM195 118L193 119V120H195ZM215 118V117H214ZM217 118V117H216ZM2 119V118H1ZM19 119H21V117L19 118ZM18 119V120H19ZM28 119V118H27ZM43 119V118H42ZM69 119H71V118H69ZM78 119V118H77ZM85 119V118H84ZM104 119V118H103ZM102 119V120H103ZM113 119V118H112ZM129 119V118H128ZM140 119H142V118H140ZM147 119V118H146ZM150 119V118H149ZM155 119H154V121H155ZM226 119H227V121H226ZM11 120V119H10ZM16 120V119H15ZM14 120V121H15ZM34 120H35V118H34ZM79 120V119H78ZM101 120V121H102ZM158 120V119H157ZM166 120V119H165ZM165 120H164V122H165ZM190 120V119H189ZM192 120V121H193ZM198 120V119H197ZM200 120V119H199ZM20 121V120H19ZM18 121V122H19ZM24 121V120H23ZM36 121V120H35ZM42 121V120H41ZM68 121V120H67ZM72 121V120H71ZM122 121H124V120H122ZM138 122H139V120H137ZM145 121V120H144ZM148 121V120H147ZM152 121V120H151ZM160 121H162V120H160ZM159 121V122H160ZM219 121H221V122H223V123H220L219 124ZM234 121H232V123L234 122ZM0 122H2V121H0ZM5 122V121H4ZM3 122V123H4ZM6 122H9V120H7L6 119ZM22 122V121H21ZM28 122V121H27ZM58 122V121H57ZM57 122L55 123V124H57ZM64 122V121H63ZM66 122V121H65ZM73 122V121H72ZM72 122H70V123H72ZM77 122H79V121H77ZM90 122V121H89ZM95 122V121H94ZM119 122V121H118ZM138 122H136V124L138 123ZM150 122V121H149ZM148 122V123H149ZM163 122V121H162ZM197 122V121H196ZM10 123V122H9ZM9 123H8V125H9ZM20 123V122H19ZM18 123V124H19ZM30 123H31V121H30ZM29 123V124H30ZM97 123H98V121H97ZM97 123H94V125L95 126H91L92 128H96V124ZM120 123V122H119ZM133 123V122H132ZM142 123V122H141ZM148 123H145V124H148ZM151 124H152V122H150ZM191 123V122H190ZM1 124V123H0ZM11 124V123H10ZM14 124V123H13ZM12 124V125H13ZM21 124H24V123H21ZM29 124H27V125H29ZM43 124V123H42ZM41 124V125H42ZM45 124V123H44ZM51 124V123H50ZM62 124V123H61ZM82 124V123H81ZM93 124V123H92ZM108 124V123H107ZM106 124V125H107ZM127 124V123H126ZM134 124H135V121H134ZM158 124V123H157ZM160 124H162V123H160ZM159 124V125H160ZM164 124H167L166 122L164 123ZM164 124H162L160 127H159V129H154L153 131L155 132L154 134H152V136L153 135H158L157 137H160L161 135H162V133L163 132H166V129H168V127H169V125H164ZM24 125H26V124H24ZM35 125V124H34ZM46 125V124H45ZM52 125H54V123L52 124ZM51 125V126H52ZM62 125H64V124H62ZM65 125H66V123H65ZM77 125V124H76ZM150 125V124H149ZM11 126V125H10ZM40 126V125H39ZM49 126V125H48ZM55 126V125H54ZM58 126V125H57ZM75 126V125H74ZM103 126H105V125H103ZM108 126H110L111 127V125H108ZM134 126V125H133ZM139 126H140V124H139ZM138 126V127H139ZM145 126V125H144ZM147 126V125H146ZM146 126H145V129H147L146 128ZM155 126V125H154ZM157 126V125H156ZM168 126V127H167ZM173 126V125H172ZM217 126V125H216ZM6 127V126H5ZM17 127H18V125H17ZM42 127V126H41ZM61 127H63V126H61ZM66 127V126H65ZM72 127V126H71ZM134 127H136V126H134ZM137 127V128H138ZM141 127V126H140ZM142 127H143V123H142ZM210 127V126H209ZM32 128H33V126H32ZM31 128V129H32ZM35 128V127H34ZM48 128V127H47ZM69 128V127H68ZM92 128H90V129H92ZM101 128H102V126H101ZM128 128V127H127ZM137 128H136V130H137ZM149 128V127H148ZM154 128V127H153ZM156 128V127H155ZM205 128H206V126H205ZM219 128V127H218ZM218 128H216L217 129V131H218ZM9 129H11V128H9ZM40 129V128H39ZM43 129V128H42ZM72 129V128H71ZM107 129V128H106ZM124 129V128H123ZM129 129V128H128ZM139 129V128H138ZM150 129V128H149ZM200 129H202V127L200 128ZM12 130V129H11ZM25 130V129H24ZM28 130V129H27ZM33 130V129H32ZM36 130V129H35ZM41 130V129H40ZM40 130H39V132H40ZM49 130H50V128H49ZM62 130V129H61ZM76 130V129H75ZM103 130H104V128H103ZM108 130V129H107ZM133 130V129H132ZM140 130H142V129H140ZM139 130V131H140ZM170 130H172V129H170ZM179 130V129H178ZM204 130V129H203ZM212 130V129H211ZM211 130H209V131H211ZM19 131V130H18ZM17 131V129L15 130V132H18ZM22 131V130H21ZM28 131H30V130H28ZM51 131V130H50ZM56 131V130H55ZM54 130H53V132H55ZM64 131H65V129H64ZM77 131V130H76ZM110 131V130H109ZM138 131V130H137ZM145 131V130H144ZM151 131V130H150ZM188 131V130H187ZM189 131H191V130H189ZM205 131V130H204ZM203 131V132H204ZM208 131V132H209ZM216 131V130H215ZM215 131H214V133H215ZM12 132V131H11ZM30 132H32V131H30ZM33 132H34V130H33ZM36 132H38L37 130H36ZM47 132V131H46ZM49 132V131H48ZM66 132V131H65ZM98 132V131H97ZM96 132V133H97ZM111 132H113V131H111ZM122 132V131H121ZM125 132V131H124ZM147 132V131H146ZM171 132H173V131H171ZM171 132H167L168 133V135L170 134L171 136H174V135H172L171 134ZM179 132H181L180 130H179ZM186 131H184V133H185ZM13 134H14V132H12ZM22 132H20V134H21ZM24 133V132H23ZM23 133H22V135H23ZM27 133V132H26ZM71 133V132H70ZM90 133V132H89ZM92 133V132H91ZM108 134H109V132H107ZM133 133V132H132ZM145 133V132H144ZM150 133V132H149ZM189 133H192V131L191 132H189ZM25 134V133H24ZM36 134V133H35ZM43 135L42 134V132L41 133H38V135ZM51 134V133H50ZM53 134V133H52ZM51 134V135H52ZM55 134V133H54ZM60 134V133H59ZM67 134H69V133H67ZM77 134V133H76ZM98 134V133H97ZM97 134L95 135L94 134V136H97ZM127 134V133H126ZM130 134V133H129ZM163 134H165V133H163ZM174 134V133H173ZM181 134V133H180ZM198 134H200V132L198 133ZM206 134H207V132H206ZM210 134L211 133H209V138H210ZM8 135V134H7ZM11 135V134H10ZM15 135H17V134H15ZM29 135H31V133L29 134ZM45 135V134H44ZM58 135V134H57ZM80 135V134H79ZM89 135H91V134H89ZM104 135V134H103ZM109 135H111V134H109ZM112 135H113V133H112ZM115 135V134H114ZM124 135H125V133H124ZM149 135V134H148ZM177 135V134H176ZM175 135V136H176ZM182 135H183V133H182ZM187 135V134H186ZM186 135L184 134V137H186ZM193 135V134H192ZM201 135V134H200ZM14 136V135H13ZM53 136V135H52ZM58 136H61V135H58ZM58 136H56V139H57V137ZM63 136H64V134H63ZM70 136V135H69ZM71 136H72V134H71ZM84 136V135H83ZM101 136V135H100ZM127 136H128V134H127ZM130 136V135H129ZM135 136H136V133H135ZM134 136V137H135ZM141 136H142V134H141ZM163 136V135H162ZM161 136V137H162ZM165 136V135H164ZM167 136V135H166ZM212 136H214V134L212 133ZM29 137V136H28ZM44 137V136H43ZM67 137H68V135H67ZM77 137V136H76ZM80 137V136H79ZM109 137V136H108ZM114 137V136H113ZM112 137V138H113ZM131 137H133L132 135H131ZM133 137V138H134ZM139 137V136H138ZM177 137V136H176ZM194 137V136H193ZM200 137V136H199ZM202 137V136H201ZM216 137V136H215ZM214 137V138H215ZM45 138V137H44ZM48 138H50V137H48ZM55 138V137H54ZM61 138V137H60ZM59 138V139H60ZM71 138V137H70ZM73 138V137H72ZM71 138V139H72ZM94 138V137H93ZM96 138V137H95ZM98 138V137H97ZM100 138V137H99ZM126 139H127V137H125ZM155 137H153V139H154ZM172 138V137H171ZM181 138H183L182 136H181ZM203 138V137H202ZM205 138H208V137H206V135H205ZM205 138H204V140H205ZM68 139V138H67ZM70 139V140H71ZM77 139V138H76ZM83 139V138H82ZM114 139V138H113ZM130 139V137L128 138V140ZM138 139H140V138H138ZM158 139V138H157ZM167 139V138H166ZM177 139H178V137H177ZM184 139V138H183ZM198 139V138H197ZM200 139V138H199ZM213 139V138H212ZM252 139H253V137H252ZM66 139H64V141H65ZM86 140V139H85ZM118 140V139H117ZM167 140H169V138L167 139ZM167 140H165V143H167L166 141ZM181 141H182V139H180ZM191 140V139H190ZM200 140H202V139H200ZM207 140V139H206ZM210 140V139H209ZM215 140V139H214ZM213 140V141H214ZM219 140H220V138H219ZM50 141H54V139L53 140H50ZM60 141V140H59ZM62 141V140H61ZM68 141V140H67ZM89 141V140H88ZM92 141V140H91ZM94 141V140H93ZM99 141V140H98ZM113 141V140H112ZM125 141V140H124ZM140 141V140H139ZM141 141H142V139H141ZM140 141V142H141ZM146 141H148V140H146ZM156 142H157V140H155ZM154 141V142H155ZM160 141V140H159ZM162 141V140H161ZM173 141V140H172ZM176 141V140H175ZM189 141V140H188ZM232 141V140H231ZM48 142H49V140H48ZM55 142V141H54ZM63 142V141H62ZM76 142H77V140H76ZM107 143H108V140L106 141ZM111 142V141H110ZM139 142V143H140ZM149 142V141H148ZM151 142V141H150ZM149 142V143H150ZM164 142V141H163ZM178 142V141H177ZM183 142V141H182ZM181 142V143H182ZM190 142V141H189ZM200 142V141H199ZM252 142V141H251ZM50 143H52L53 144V142H50ZM55 143H57V141L55 142ZM59 143V142H58ZM57 143V144H58ZM131 143V142H130ZM158 143H160V142H158ZM186 143H188V142H186ZM186 143H184V146H185V144ZM197 143V142H196ZM207 143H209V141L207 142ZM217 143H218V141H217ZM220 143H221V140H220ZM65 144V143H64ZM63 144V145H64ZM69 144H71V143H69ZM69 144H67V145H69ZM74 144H75V141H74ZM100 144H101V142H100ZM117 144V143H116ZM115 144V145H116ZM123 144V143H122ZM126 144V143H125ZM147 143L145 142V145H146ZM163 144V143H162ZM171 144V143H170ZM176 143H174L173 144V146L175 145ZM180 144V143H179ZM198 144H200V143H198ZM206 144V143H205ZM204 144V145H205ZM211 144V143H210ZM72 145V144H71ZM76 145V144H75ZM77 145H78V143H77ZM86 146H87V143L85 144ZM96 145V144H95ZM94 145V146H95ZM99 145V144H98ZM139 145H142V144H139ZM181 145V144H180ZM204 145L202 144V146L204 147ZM215 145V144H214ZM213 145V146H214ZM216 145H219V144H216ZM65 146V145H64ZM165 146V145H164ZM163 146V147H164ZM179 146V145H178ZM182 146V145H181ZM183 146V147H184ZM186 146H188V144L186 145ZM201 146V147H202ZM209 146V145H208ZM211 146V145H210ZM72 147V146H71ZM137 147V146H136ZM142 147H144V146H142ZM141 147V148H142ZM162 147V146H161ZM176 147V146H175ZM201 147H199V149L201 148ZM206 147V146H205ZM216 147V146H215ZM66 148H69V146L68 147H66ZM80 148V147H79ZM82 148V147H81ZM84 148V147H83ZM87 148H88V146H87ZM90 148V147H89ZM88 148V149H89ZM95 148V147H94ZM108 148V147H107ZM117 148V147H116ZM140 148V149H141ZM172 148V147H171ZM186 148H189V147H186ZM222 148H224V147H222ZM72 149V148H71ZM101 149H103V148H101ZM119 149V148H118ZM157 149V148H156ZM162 149V148H161ZM167 149H168V147H167ZM170 149V148H169ZM183 149V148H182ZM213 149H215L214 147H213ZM217 149V148H216ZM215 149V150H216ZM221 149V148H220ZM64 150V149H63ZM97 150V147H96V149H95V151ZM107 150V149H106ZM137 150V149H136ZM139 150V149H138ZM201 150V149H200ZM203 150V149H202ZM201 150V151H202ZM210 150V149H209ZM208 150V151H209ZM209 151V152H207V157L206 158H209V160H215L216 159V161H217V158L219 157V156H222V155H224L223 153L221 154V155H219L216 151ZM223 150H225V148L223 149ZM227 150V149H226ZM225 150V151H226ZM68 151V150H67ZM72 151V150H71ZM101 151V150H100ZM141 151V150H140ZM142 151H145L144 149H142ZM147 151V150H146ZM160 151V150H159ZM163 151V150H162ZM161 151V152H162ZM169 151V150H168ZM175 151V150H174ZM173 151V152H174ZM195 151V150H194ZM207 151V150H206ZM220 151H222V149L220 150ZM225 151H223V152H225ZM228 151V150H227ZM10 152V151H9ZM18 152V151H17ZM75 152V151H74ZM105 152H107V151H104V153ZM148 152V151H147ZM153 151H151V153H152ZM157 152V151H156ZM164 152V151H163ZM178 152H179V150H178ZM196 152V151H195ZM194 152V153H195ZM197 152H199V151H197ZM92 153H93V151H92ZM159 153V152H158ZM153 154V158H154V160H152V165L151 166H156L157 167V165L159 164H164L165 166V169H168V171H169V169L170 168H172L173 167V173L174 172H182V171H184V170H182V171H180L181 169H178L177 168V163H175V162H177V161H175L176 159H171L170 157H171V155L169 156V152H168V156H162V155H159V154ZM181 153V152H180ZM186 153V152H185ZM193 153V154H194ZM201 153V152H200ZM199 153V154H200ZM202 153H204V151H202ZM220 153V152H219ZM228 153H229V151H228ZM139 154H140V152H139ZM149 154V153H148ZM147 154V155H148ZM176 154H179V153H177V151H176ZM229 154H235V151L233 150V152H231L230 151V153ZM229 154H228V157H229ZM22 155V154H21ZM90 155V154H89ZM88 155V156H89ZM108 155H110V154H108ZM126 155V154H125ZM131 155V154H130ZM150 155V154H149ZM173 155V154H172ZM187 155V154H186ZM196 155V154H195ZM202 155V154H201ZM204 155V154H203ZM206 155V154H205ZM93 156V155H92ZM96 156V155H95ZM127 156H128V154H127ZM142 157H143V155H141ZM176 156V155H175ZM179 156H181L180 154H179ZM188 156V155H187ZM192 156V155H191ZM199 156V155H198ZM225 156V155H224ZM224 156H222V157H224ZM237 156V155H236ZM18 157V156H17ZM146 157V156H145ZM177 157V156H176ZM196 157H197V155H196ZM226 157H227V154H226ZM231 157H233V156H231ZM235 157V156H234ZM19 158V157H18ZM64 158V157H63ZM152 158V157H151ZM150 158V159H151ZM152 158V159H153ZM174 158V157H173ZM186 158V157H185ZM188 158V157H187ZM186 158V159H187ZM203 157H201L200 158V160L202 159ZM225 158V157H224ZM238 158H239V156H238ZM66 159V158H65ZM71 159V158H70ZM147 159L149 160V158L147 157ZM183 158H182V156H181V159H179L178 161H180V160H182ZM232 159V158H231ZM94 160V159H93ZM147 160V161H148ZM156 160V161H155ZM188 160V159H187ZM187 160H186V162H187ZM219 160V159H218ZM220 160H222V159H220ZM220 160L218 161V162H220ZM238 160V159H237ZM242 160V159H241ZM241 160H238L237 162H235V163H231V165H227V166H221V164L223 163H217L218 165H213L215 168L217 167H219L220 168V166H221V168L223 169V170H226L227 172H230V173H234V171H240L239 169H240V167H242V166H244L243 164V162L241 161ZM72 161H73V158H72ZM74 161H77V159H75ZM195 161V160H194ZM216 161H215V163H216ZM234 161V160H233ZM245 161V160H244ZM181 162V161H180ZM184 162H185V160H184ZM193 162V161H192ZM198 162V161H197ZM197 162L195 163V164H193V166H191V168L190 167H188V168H190L192 171L193 170H196V169H198V170H201L202 168H203V166H202V168L200 169V166L197 164ZM201 162V161H200ZM76 163V162H75ZM82 163H83V161H82ZM143 163V162H142ZM150 163V162H149ZM156 163H157V165H156ZM213 163V162H212ZM225 163V162H224ZM64 164V163H63ZM80 164V163H79ZM78 164V165H79ZM141 164V163H140ZM180 164V163H179ZM189 164H190V162H189ZM209 164H211V163H209ZM247 164V163H246ZM61 165H62V163H61ZM67 166H69L70 167V164L68 165V164H66ZM73 165H75V164H73ZM78 165H75V166H77L78 167ZM81 165H83V164H81ZM80 165V166H81ZM88 165V164H87ZM87 165H85V166H87ZM95 165V164H94ZM144 165H146V163L144 164ZM150 165V164H149ZM181 165V164H180ZM185 165V164H184ZM183 164H182V166H184ZM188 165V164H187ZM224 165V164H223ZM226 165V164H225ZM60 166V165H59ZM64 166H65V164H64ZM63 166V167H64ZM74 166V171L76 170V167ZM84 166V167H85ZM88 166H90V165H88ZM117 166V165H116ZM141 166V165H140ZM146 167V166H145ZM150 167V166H149ZM148 166L145 168V169H148L149 168ZM162 167V166H161ZM187 167V166H186ZM211 167V166H210ZM214 167H212V168H214ZM66 168H68V167H66ZM83 168V167H82ZM81 168V169H82ZM88 168V167H87ZM94 168V167H93ZM118 168V167H117ZM130 168V167H129ZM158 168V167H157ZM156 168V169H157ZM160 168V167H159ZM180 168V167H179ZM246 168V167H245ZM78 169V168H77ZM123 169V168H122ZM126 169V168H125ZM144 169V170H145ZM153 169V168H152ZM151 169V170H152ZM164 169V168H163ZM163 169H162V172H165V171H163ZM85 170V169H84ZM124 170V169H123ZM129 170V169H128ZM143 170V169H142ZM143 170V171H144ZM149 170V169H148ZM154 170H155V168H154ZM157 170H159V169H157ZM189 170V169H188ZM78 171V170H77ZM146 171V170H145ZM187 171V170H186ZM190 171V170H189ZM188 171V172H189ZM79 172V171H78ZM82 172V171H81ZM91 172V171H90ZM151 172V171H150ZM162 172L160 173V174H162ZM170 172V171H169ZM201 172V174H202V171H200ZM199 171H198V173H200ZM206 173H207V170L205 171ZM241 172V171H240ZM95 173V172H94ZM147 173V172H146ZM154 173V172H153ZM159 173H157V174H159ZM172 173V174H173ZM180 173H179V176H180ZM187 173V172H186ZM191 173V172H190ZM194 173V172H193ZM205 173V174H206ZM236 173V172H235ZM84 174V173H83ZM90 174V173H89ZM106 174V173H105ZM148 174V173H147ZM146 174V175H147ZM166 174H167V171H166ZM185 174V173H184ZM192 174V173H191ZM204 174V173H203ZM204 174V175H205ZM91 175V174H90ZM96 175V174H95ZM178 175V174H177ZM186 175L187 174H185L184 176L186 177ZM190 175V174H189ZM195 175V174H194ZM197 175V174H196ZM199 176H200V174H198ZM198 175H197V177H198ZM235 175V174H234ZM241 175V174H240ZM252 175V174H251ZM88 176V175H87ZM159 176V175H158ZM157 176V177H158ZM164 176V175H163ZM166 176V175H165ZM170 176H172L171 175V172H170ZM181 176H183V174L181 175ZM188 176V175H187ZM191 176V175H190ZM237 176V175H236ZM236 176H235V179H236ZM86 177V176H85ZM118 177V176H117ZM155 177L156 176H154V179H155ZM176 177V176H175ZM175 177H173L172 176V179L173 178H175ZM189 177V176H188ZM193 177V176H192ZM234 177V176H233ZM238 177V176H237ZM240 177V176H239ZM247 177H249V175H247ZM109 178V177H108ZM111 178V177H110ZM109 178V179H110ZM113 178V177H112ZM116 178V177H115ZM119 178V177H118ZM124 178V177H123ZM133 178H134V176H133ZM168 178V177H167ZM261 178V177H260ZM153 179V178H152ZM160 179V178H159ZM161 179H164V178H161ZM170 179V178H169ZM171 179V180H172ZM176 179H177V177H176ZM183 179V178H182ZM187 179V178H186ZM197 179V178H196ZM249 180H248V184H252V185H254V184H256V183H260V182H264V178H261V180H259V182H257L256 180L257 179H253V177L252 178H248ZM87 180V179H86ZM114 180H116V179H114ZM123 180V179H122ZM133 180V179H132ZM134 180H135V178H134ZM156 180H158V179H156ZM166 180V179H165ZM190 180V179H189ZM209 180V179H208ZM212 180V179H211ZM244 180H246V179H244ZM88 181V180H87ZM121 181V180H120ZM154 181V180H153ZM153 181H152V183H153ZM159 181H161V180H159ZM158 181V182H159ZM192 181H194V180H192ZM212 181H215V180H212ZM247 181V180H246ZM86 182V181H85ZM162 182H163V180H162ZM172 182V181H171ZM205 182V181H204ZM236 184H238V185H240V184H242V179L240 178H237L236 179V181H234ZM116 183H117V181H116ZM115 183V184H116ZM121 183V182H120ZM119 183V184H120ZM126 183V182H125ZM146 183V182H145ZM151 183V182H150ZM156 183V182H155ZM155 183H153V184H155ZM163 183H165V182H163ZM162 183V184H163ZM188 183V182H187ZM244 183V182H243ZM114 184V183H113ZM128 183H126L125 185H127ZM141 183H139V185H140ZM161 184V182L159 183V185ZM173 185H174V182L172 183ZM176 184V183H175ZM190 184V183H189ZM232 184H233V182H232ZM236 184H233V185H236ZM54 185V184H53ZM117 185V184H116ZM142 185V184H141ZM147 184H145V186H146ZM149 185V184H148ZM152 185V184H151ZM150 185V186H151ZM166 186H167V182H166V184H165ZM172 185V186H173ZM193 185V184H192ZM191 185V186H192ZM208 185V184H207ZM211 185V184H210ZM130 186V184L128 185V186H126V187H129ZM158 186V185H157ZM157 186L156 187H154V188H157ZM169 186H170V184H169ZM178 186V185H177ZM176 186V187H177ZM256 186V185H255ZM110 187V186H109ZM118 187H119V185H118ZM133 187V186H132ZM131 187V188H132ZM140 188H142L143 189V187H141V186H139ZM159 187V186H158ZM161 187H163V186H161ZM160 187V188H161ZM175 186H174V188H176ZM185 187H186V183H185ZM188 187H190V186H188ZM130 188V189H131ZM135 187H133V189H134ZM170 188H171V186H170ZM173 187L171 188V189H173V190H175ZM184 188V187H183ZM193 188V187H192ZM128 189V188H127ZM132 189V190H133ZM137 189V188H136ZM135 189V190H136ZM145 189V188H144ZM161 189H165V188H161ZM177 190H178V188H176ZM186 189V188H185ZM141 190V189H140ZM166 190H167V188H166ZM189 190V189H188ZM187 190V191H188ZM237 190V189H236ZM184 191V190H183ZM175 192V191H174ZM179 192H181V191H179ZM184 192H186V190L184 191ZM198 192V191H197ZM182 193V192H181ZM180 193V194H181ZM220 193V192H219ZM222 193V192H221ZM220 193V194H221ZM230 193H232V192H230ZM234 193V192H233ZM199 194V193H198ZM201 194V193H200ZM218 194V193H217ZM228 194V193H227ZM183 195H185V194H183ZM194 195V194H193ZM233 195V194H232ZM237 195V194H236ZM195 196V195H194ZM196 196H198V195H196ZM223 196H224V193H223ZM189 197V196H188ZM192 197V196H191ZM198 197H200V196H198ZM215 197V196H214ZM216 197H217V195H216ZM220 197V196H219ZM221 197H222V195H221ZM230 197V196H229ZM232 197V196H231ZM236 197V196H235ZM239 197V196H238ZM200 198H202V197H200ZM187 199V198H186ZM185 199V200H186ZM190 199H192V198H190ZM203 199V198H202ZM224 199H226L227 200V198H225L224 197ZM224 199L222 198L221 199V201H224ZM184 200V201H185ZM189 200V199H188ZM215 200V199H214ZM213 200V201H214ZM225 200V201H226ZM249 200V199H248ZM198 201V200H197ZM216 201H217V203H218V205H220L219 204V200H217L216 199ZM220 201V202H221ZM228 201V200H227ZM230 201V200H229ZM233 201V200H232ZM194 202H195V200H194ZM186 203V202H185ZM196 203V202H195ZM194 203V204H195ZM223 203V202H222ZM187 204V203H186ZM197 204V203H196ZM247 204H248V202H247ZM188 206V208L190 209V210H192V208H193V204H192V201H189V203L187 204ZM217 205V204H216ZM216 205H215V207H216ZM226 206H227V203L225 204ZM232 205H234V204H232ZM186 205H184V207H185ZM201 206V205H200ZM199 206V207H200ZM203 206V205H202ZM223 206V205H222ZM221 206V207H222ZM225 206V208H227ZM183 207V208H184ZM198 207V206H197ZM217 207H219V206H217ZM216 207V208H217ZM221 207H219V208H221ZM234 208V207H233ZM187 209V208H186ZM185 209V210H186ZM196 209V208H195ZM222 209V208H221ZM220 209V210H221ZM234 209H237V208H234ZM233 209V210H234ZM194 210V209H193ZM197 210V209H196ZM202 210V209H201ZM201 210H199V208H198V212L199 211H201ZM219 210V211H220ZM231 210V209H230ZM233 210H232V212H233ZM223 211H225V210H222V212ZM227 212V214H229V213H231L230 211H229V209L228 210H226ZM228 211H229V213H228ZM236 211H238V210H236ZM221 212V211H220ZM170 213V212H169ZM195 214V213H194ZM203 214V213H202ZM220 214H222V213H220ZM238 214H239V211H238ZM176 215H177V213H176ZM200 215V213L198 214V216ZM224 215V214H223ZM237 215V214H236ZM241 215V214H240ZM183 216H185V214L183 215ZM186 216H187V214H186ZM190 216H193V215H190ZM226 216V215H225ZM231 216V215H230ZM235 216V215H234ZM175 217H177V216H175ZM181 217V216H180ZM196 217V216H195ZM222 217V216H221ZM232 217V216H231ZM236 217L237 216H235V219H236ZM241 217V216H240ZM179 218V217H178ZM214 218V217H213ZM174 219V218H173ZM176 219V218H175ZM211 219V218H210ZM216 219V218H215ZM215 219H214V221H215ZM219 219V218H218ZM223 219V218H222ZM228 219H230V218H228ZM232 219H233V217H232ZM165 220H167V217H166V219ZM164 220V221H165ZM171 220H172V218H171ZM225 220V219H224ZM231 220V219H230ZM237 220V219H236ZM236 220H234V221H236ZM242 219H240V221H241ZM176 221V220H175ZM178 221V220H177ZM214 221H213V223H214ZM218 221V220H217ZM232 221V220H231ZM230 221V222H231ZM168 222V221H167ZM173 222V221H172ZM205 222V221H204ZM225 222H226V220H225ZM224 222V225H222V228L221 227H218V230H217V232L216 233H218L219 235H220V233L222 232V231H226V230H228L227 228H228V223L226 224ZM223 223V222H222ZM236 223V222H235ZM171 224V223H170ZM199 224V223H198ZM205 224H206V222H205ZM210 224V223H209ZM212 224V223H211ZM211 224H210V226H211ZM216 224V223H215ZM219 225V224H218ZM237 225V224H236ZM201 226H202V224H201ZM200 226V227H201ZM205 226V230H204V232H207V234H209V235H211V237H213V238H215V237H217L218 239H220V240H222V236H220V237H218L219 235L218 234H216L215 235V233H214V235L212 234L213 233V229L211 230V228L212 227H209L207 224L206 225H204ZM215 226V225H214ZM232 226V225H231ZM235 226V225H234ZM238 226H239V224H238ZM250 226V225H249ZM191 227V226H190ZM193 227H195V226H193ZM186 228V227H185ZM197 228V227H196ZM202 228H203V226H202ZM233 228V227H232ZM193 229V228H192ZM198 229H199V227H198ZM216 229V228H215ZM234 229V228H233ZM184 230V229H183ZM202 230V229H201ZM243 230V229H242ZM242 230H240L241 232H242ZM197 231V230H196ZM195 231V232H196ZM198 231H200V230H198ZM197 231V232H198ZM233 231V230H232ZM172 232V231H171ZM170 232V230H162V235L163 236H165L166 234L169 236V233H171ZM182 232V231H181ZM180 232V233H181ZM188 232V231H187ZM203 232V231H202ZM203 232V234H205ZM230 232V231H229ZM245 231L243 230V233H244ZM227 233V232H226ZM238 233V232H237ZM242 233V234H243ZM165 234V235H164ZM178 234H179V232H178ZM191 234V233H190ZM196 234H198V233H196ZM229 234V233H228ZM227 234V235H228ZM234 234H236V232H230V235H231V237L232 236H235ZM240 234V233H239ZM183 235V234H182ZM255 235V234H254ZM258 235V234H257ZM200 236V235H199ZM238 237H239V235H237ZM262 236V235H261ZM260 236V237H261ZM174 237H175V235H174ZM180 237H181V234H180ZM179 237V238H180ZM209 237V236H208ZM224 237H225V235H224ZM223 237V238H224ZM231 237H230V239H231ZM236 237V236H235ZM237 237V238H238ZM193 238V237H192ZM196 238V237H195ZM199 238H201V240H202V238L203 237H199ZM226 238V237H225ZM225 238H224V240H225ZM228 238V237H227ZM240 238H242V237H240ZM256 238V237H255ZM254 238V239H255ZM259 238V237H258ZM262 238V237H261ZM182 239H184V237L182 238ZM229 239V238H228ZM236 239V238H235ZM235 239H234V241H235ZM163 240V239H162ZM177 241V244H174V242H175V240L173 241V243L170 245L171 247H177V246H179L178 244H179V242H178V240L179 239H176ZM186 241H187V239H185ZM198 240V239H197ZM204 240V239H203ZM261 240V239H260ZM260 240H258V241H260ZM181 241H183V240H181ZM185 241V242H186ZM193 241H194V239H193ZM199 241V240H198ZM217 241V240H216ZM237 241H241V240H237ZM184 242V241H183ZM184 242V243H185ZM189 242V246H190V244L192 243H190V241H188ZM195 243H196V241H194ZM199 242H202V241H199ZM213 242V241H212ZM231 242V241H230ZM203 243V242H202ZM206 243H208V244H210V242H206ZM215 244H216V242H214ZM214 243H213V246H215L214 245ZM218 244H219V247H220V243L219 242H217ZM223 243V242H222ZM222 243H221V245H222ZM232 243V242H231ZM236 243V242H235ZM260 243V242H259ZM258 243V244H259ZM188 244V243H187ZM201 244V243H200ZM205 244V243H204ZM207 244V245H208ZM226 244V243H225ZM241 244H242V242H241ZM185 245V244H184ZM183 245V246H184ZM206 245V246H207ZM224 245V244H223ZM227 245V244H226ZM225 245V246H226ZM260 245V244H259ZM186 246V245H185ZM192 246H193V244H192ZM203 246V245H202ZM213 246H211V247H213ZM236 246V245H235ZM234 246V247H235ZM242 246V245H241ZM240 246V247H241ZM181 248H182V246H180ZM191 247V246H190ZM195 247H197L198 248V244H197V246H195ZM205 247V246H204ZM209 247V246H208ZM207 247V248H208ZM210 247V248H211ZM215 247H217V245L215 246ZM219 247H217V248H219ZM226 247H228V246H226ZM230 247H231V245H230ZM233 247V246H232ZM196 248V249H197ZM200 248H202L203 249V247H200ZM209 248V249H210ZM223 248V247H222ZM225 248V247H224ZM180 249V248H179ZM179 249H177V250H179ZM190 249H192V248H190ZM189 249V250H190ZM195 249V248H194ZM193 249V250H194ZM205 249V248H204ZM214 250H215V248H213ZM229 249V248H228ZM234 249H239L240 250V248H239V246L237 247L236 246V248H234ZM233 249V250H234ZM242 249V248H241ZM245 249V248H244ZM243 249V250H244ZM173 250V249H172ZM180 250H182V249H180ZM184 250H186V249H184L183 248V252H184ZM187 250H188V248H187ZM213 250V251H214ZM231 250V249H230ZM182 251L180 252V253H182ZM204 251V250H203ZM213 251H212V253H213ZM229 251V250H228ZM238 251V250H237ZM240 251H242V250H240ZM239 251V252H240ZM202 252V251H201ZM210 252V251H209ZM174 253V252H173ZM179 253V252H178ZM205 253V252H204ZM211 253V254H212ZM228 253H230V252H225L224 251V249L221 251V252H219L218 254L219 255H215L216 257V259H217V261L218 260H222V259H225L226 257H227V255H228ZM172 254V253H171ZM177 254V253H176ZM183 254V253H182ZM185 254H186V252H185ZM188 254V253H187ZM217 254V253H216ZM232 254H235V253H232ZM242 255H243V253H241ZM178 255V254H177ZM181 255V254H180ZM179 255V256H180ZM192 255V254H191ZM213 255V254H212ZM179 256L177 257L176 256V259L177 258H179ZM183 256V255H182ZM185 256V255H184ZM188 256V255H187ZM200 256V255H199ZM202 256V255H201ZM204 256V255H203ZM206 256V255H205ZM208 256V255H207ZM210 256V255H209ZM238 256V255H237ZM237 256H235V257H237ZM211 257V259H212V256H210ZM244 257V256H243ZM175 258V257H174ZM198 258H200V257H198ZM202 258V257H201ZM214 257H213V259H215ZM140 259V258H139ZM180 259V258H179ZM179 259L176 261L175 260V263H177L178 261H179ZM183 259H185V257L183 258ZM191 259H192V257H191ZM195 259V258H194ZM203 259V258H202ZM236 259H239V257H237ZM197 260V259H196ZM205 260H207V259H205ZM204 260V261H205ZM231 260V259H230ZM173 261V260H172ZM181 261V260H180ZM199 261V260H198ZM197 261V262H198ZM202 261V260H201ZM223 261V260H222ZM232 261V260H231ZM207 262V261H206ZM208 262H210V261H208ZM214 262V261H213ZM224 262V261H223ZM170 263V262H169ZM188 263V262H187ZM201 263H203V262H201ZM221 263V262H220ZM228 263H229V261H228ZM232 263V262H231ZM184 264V263H183ZM192 264V263H191ZM198 264V263H197ZM199 264H200V262H199ZM211 264V263H210ZM215 264V263H214ZM218 264V263H217ZM223 264V263H222ZM230 264V263H229Z\"/></svg>",
    "mask_w": 264,
    "mask_h": 264
},
{
    "label": "water",
    "instance_id": "95a60500",
    "mask_svg": "<svg viewBox=\"0 0 264 264\" xmlns=\"http://www.w3.org/2000/svg\"><path fill=\"white\" fill-rule=\"evenodd\" d=\"M95 210L93 209V210H91V211H89V212H87L86 214H91V213H93ZM76 217H81L82 215H81V213H78V214H76L75 215Z\"/></svg>",
    "mask_w": 264,
    "mask_h": 264
}]
</instances>
